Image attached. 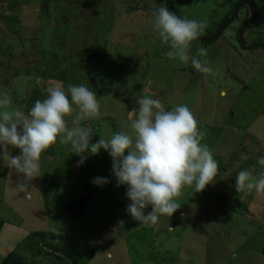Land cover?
<instances>
[{
  "label": "rangeland",
  "instance_id": "374dc122",
  "mask_svg": "<svg viewBox=\"0 0 264 264\" xmlns=\"http://www.w3.org/2000/svg\"><path fill=\"white\" fill-rule=\"evenodd\" d=\"M238 1L173 4L177 16L206 20L212 32ZM255 1L259 15L239 39L247 7L211 44L193 43V53L207 49L213 76L165 55L169 48L144 7L153 0H0V97L7 93L14 107L27 113L54 84H85L100 95V116L81 125L91 127L96 143L129 130L128 114L139 96L159 99L168 110L187 104L205 132L202 143L226 156L214 157L224 179L218 176L202 192L187 189L178 198L181 208L155 225L127 212V186H116L104 149L96 155L89 150L78 166L81 157L70 143L52 145L42 155L39 177L29 182L31 198L17 188L15 169L0 161V262L30 233L45 231L77 239L75 251L86 264H264V196L235 187L238 172L258 173L257 156L264 155V49L247 47L264 43V0ZM98 176L111 182L93 184ZM85 195V216L75 220L67 207ZM24 255L27 264H69L58 256Z\"/></svg>",
  "mask_w": 264,
  "mask_h": 264
},
{
  "label": "clouds",
  "instance_id": "9594fccd",
  "mask_svg": "<svg viewBox=\"0 0 264 264\" xmlns=\"http://www.w3.org/2000/svg\"><path fill=\"white\" fill-rule=\"evenodd\" d=\"M152 18V28L168 46L165 55L170 60L190 62L198 72L216 75L207 60V49L192 50L193 43L205 34L208 21L181 18L166 6L154 9ZM136 103L128 114V131L115 132L107 139L100 136L92 143L91 127L81 125L100 116L101 102L87 85L68 84L65 88L54 84L47 89L46 98L36 100L27 113L14 107L3 93L0 161L15 169L17 188L31 198L29 182L39 177L42 155L52 145L70 143L73 153L81 157L78 166L86 161L84 154L89 150L96 155L104 149L112 158L116 186H127L126 197L131 201L127 212L140 223L155 225L161 216L172 217L181 208L178 198L187 189L202 192L218 176L224 178L213 152L202 143L205 132L187 104L168 110L159 99L146 95L139 96ZM9 147L21 154L13 156ZM257 163L261 166L258 173L241 170L236 175L238 193L264 196V155L257 156ZM91 182L104 186L111 181L98 176ZM149 207L151 211L146 213Z\"/></svg>",
  "mask_w": 264,
  "mask_h": 264
},
{
  "label": "trees",
  "instance_id": "16d2710c",
  "mask_svg": "<svg viewBox=\"0 0 264 264\" xmlns=\"http://www.w3.org/2000/svg\"><path fill=\"white\" fill-rule=\"evenodd\" d=\"M138 4V3H137ZM161 6H166L170 11L174 12L176 14V9L173 4V0H153L151 4H146L144 7L147 11H150L148 14L152 15V11L154 9H157ZM133 5H131V8ZM243 7L248 8V14L243 18L242 23L244 28L242 34L245 33L248 29H251L252 24L257 19L259 12H258V4L255 0H239L238 2L234 3L233 9L231 12L225 17V19L217 25V29H214V31L205 30V34L201 36L199 40H202L207 45L211 44L212 41L216 40L220 35H218L219 30L221 29L222 25L226 23L221 31H225L227 28H229L232 24L237 22L240 18V11L243 9ZM177 15V14H176ZM21 25V23H18L17 28L16 26L9 27L10 29H18V27ZM242 26V27H243ZM241 27V26H240ZM1 30V29H0ZM223 31V32H224ZM220 34V33H219ZM243 35H241L242 37ZM240 38V30L239 34L237 36ZM242 41H246L244 36L242 38ZM245 43V42H244ZM243 43V44H244ZM247 44V42H246ZM248 47V46H247ZM256 47H260L264 49V43L261 41V44H253L248 48L255 49ZM150 73V72H149ZM45 74V73H44ZM150 75V74H149ZM148 76V75H147ZM142 85V84H141ZM149 85V84H148ZM146 85V87L148 86ZM97 91V89H95ZM99 92V91H97ZM96 93V92H95ZM100 93V92H99ZM100 96V95H97ZM126 100V99H124ZM30 109H27L26 112H28ZM214 157L219 158V155H214ZM90 196L85 195L82 198L76 199L73 203L68 205L67 211L69 212L70 216L75 220H80L85 216L86 208L89 203ZM5 223V219L0 217V232L2 230V227ZM75 246L80 247L81 243L70 236L67 235H61L57 233L52 232H45V231H34L30 233L19 245H18V251L13 250L9 252L4 259L0 262V264H27V258L24 255V253H30L31 256L34 258L37 256H40L41 254L44 255H50V256H58L60 261L62 262H68L69 264H86L84 258H80L79 252L75 251ZM70 248H74L73 251H70ZM51 250V251H49ZM59 254V255H57ZM262 254L264 255V246L262 247ZM159 257H156L155 259H158ZM69 259H71L70 262ZM149 262H153V264H156L154 260H148ZM140 263V262H139Z\"/></svg>",
  "mask_w": 264,
  "mask_h": 264
},
{
  "label": "crops",
  "instance_id": "0c3cea01",
  "mask_svg": "<svg viewBox=\"0 0 264 264\" xmlns=\"http://www.w3.org/2000/svg\"><path fill=\"white\" fill-rule=\"evenodd\" d=\"M249 141V140H248ZM250 142V141H249ZM227 148H225L224 150H226ZM224 155V153H220V155H219V157H220V159H224L226 156H223ZM224 157V158H223ZM223 171H225V170H222V172Z\"/></svg>",
  "mask_w": 264,
  "mask_h": 264
},
{
  "label": "flooded vegetation",
  "instance_id": "af4514ba",
  "mask_svg": "<svg viewBox=\"0 0 264 264\" xmlns=\"http://www.w3.org/2000/svg\"><path fill=\"white\" fill-rule=\"evenodd\" d=\"M243 24H244V23H241V27H240L239 30H241L242 28H244ZM242 26H243V27H242ZM237 38H238V37H237ZM242 38H243V37H242ZM242 38H241V42H243V41H242ZM238 39H239V38H238ZM244 42H245V43H244ZM244 42H243V43L246 44V41H244ZM250 46H251V45H249L248 47H250Z\"/></svg>",
  "mask_w": 264,
  "mask_h": 264
}]
</instances>
